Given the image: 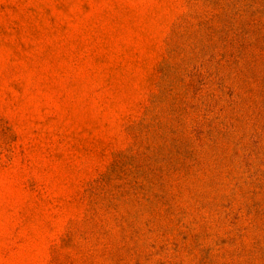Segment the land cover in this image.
Returning a JSON list of instances; mask_svg holds the SVG:
<instances>
[{
  "label": "rangeland",
  "instance_id": "1",
  "mask_svg": "<svg viewBox=\"0 0 264 264\" xmlns=\"http://www.w3.org/2000/svg\"><path fill=\"white\" fill-rule=\"evenodd\" d=\"M0 264H264V0H0Z\"/></svg>",
  "mask_w": 264,
  "mask_h": 264
}]
</instances>
